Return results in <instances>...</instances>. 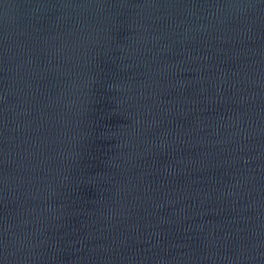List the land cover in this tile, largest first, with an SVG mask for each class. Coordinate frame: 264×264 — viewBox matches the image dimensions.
Masks as SVG:
<instances>
[{
    "label": "water",
    "instance_id": "1",
    "mask_svg": "<svg viewBox=\"0 0 264 264\" xmlns=\"http://www.w3.org/2000/svg\"><path fill=\"white\" fill-rule=\"evenodd\" d=\"M0 264H264V0H0Z\"/></svg>",
    "mask_w": 264,
    "mask_h": 264
}]
</instances>
